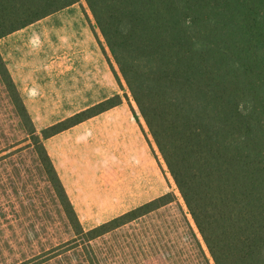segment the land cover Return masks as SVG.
<instances>
[{
	"label": "trees",
	"instance_id": "1",
	"mask_svg": "<svg viewBox=\"0 0 264 264\" xmlns=\"http://www.w3.org/2000/svg\"><path fill=\"white\" fill-rule=\"evenodd\" d=\"M80 1L0 0V39ZM85 2L193 224L171 191L85 231L43 140L122 98L39 134L0 53L2 94L22 136L0 139V264H99L92 241L170 207L185 231L187 264H264V0ZM26 139L46 196L37 184L20 194V176L5 169L30 148L20 147ZM144 264L171 262L157 253Z\"/></svg>",
	"mask_w": 264,
	"mask_h": 264
},
{
	"label": "crops",
	"instance_id": "2",
	"mask_svg": "<svg viewBox=\"0 0 264 264\" xmlns=\"http://www.w3.org/2000/svg\"><path fill=\"white\" fill-rule=\"evenodd\" d=\"M0 53L39 134L122 98L43 140L85 231L169 192L171 176L85 0L1 38Z\"/></svg>",
	"mask_w": 264,
	"mask_h": 264
},
{
	"label": "rangeland",
	"instance_id": "3",
	"mask_svg": "<svg viewBox=\"0 0 264 264\" xmlns=\"http://www.w3.org/2000/svg\"><path fill=\"white\" fill-rule=\"evenodd\" d=\"M39 39L42 41L41 37ZM2 92V87L0 86V124H2L0 139H4V134L7 138L9 135L13 137L15 134L21 138L22 136L18 132L19 123L10 114L9 101L5 100ZM27 146H30V148L17 156L5 169L20 176L17 184V190L20 194L25 187L30 189V186L34 185V187L38 186V190L43 196H46L43 177L41 172L39 175L37 170L38 160L36 152L31 146L29 139L23 141L20 147L26 148ZM160 158L162 167L166 169L162 157ZM32 181L34 182L32 183ZM169 187V192L172 191L176 194L185 214L193 224L172 178ZM45 202L47 203V200ZM50 211L53 218L52 221L56 222V227L64 232L65 224L62 222L63 219L56 214V208H50ZM177 219L178 212L176 208L170 207L161 210L140 221L121 227L105 237L92 241L90 243L91 252L97 263L99 261V264H144L148 257L157 253L165 255L171 264H187L185 261L187 247L182 240L185 231L179 225ZM33 235L34 233H31L30 237L33 238ZM69 237L70 235H65V238Z\"/></svg>",
	"mask_w": 264,
	"mask_h": 264
}]
</instances>
